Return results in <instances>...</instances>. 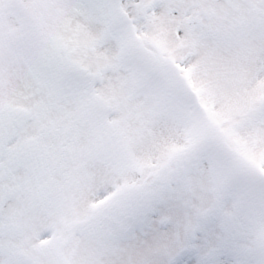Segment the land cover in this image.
Wrapping results in <instances>:
<instances>
[{
	"label": "snow or ice",
	"instance_id": "snow-or-ice-1",
	"mask_svg": "<svg viewBox=\"0 0 264 264\" xmlns=\"http://www.w3.org/2000/svg\"><path fill=\"white\" fill-rule=\"evenodd\" d=\"M0 264H264V0H0Z\"/></svg>",
	"mask_w": 264,
	"mask_h": 264
}]
</instances>
